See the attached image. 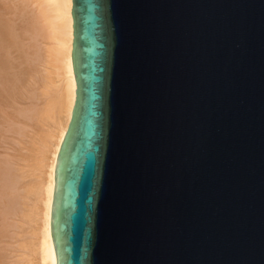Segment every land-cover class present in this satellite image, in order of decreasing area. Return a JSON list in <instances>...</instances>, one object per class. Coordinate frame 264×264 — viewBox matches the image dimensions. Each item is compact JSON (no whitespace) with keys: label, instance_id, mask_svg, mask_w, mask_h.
<instances>
[{"label":"water","instance_id":"1","mask_svg":"<svg viewBox=\"0 0 264 264\" xmlns=\"http://www.w3.org/2000/svg\"><path fill=\"white\" fill-rule=\"evenodd\" d=\"M56 264H264V0H72Z\"/></svg>","mask_w":264,"mask_h":264},{"label":"bare ground","instance_id":"2","mask_svg":"<svg viewBox=\"0 0 264 264\" xmlns=\"http://www.w3.org/2000/svg\"><path fill=\"white\" fill-rule=\"evenodd\" d=\"M17 3H21L16 12L22 15V26L21 20L7 17L14 12L9 4L0 6V123L5 118L18 122L16 131L14 127L11 129L28 141L21 147L26 153L17 151L19 154L15 156L14 151V157L0 158V264L9 257L4 253L12 255L14 264H56L50 225L54 171L76 99L72 0ZM23 32L30 37L29 45L22 42L27 35ZM26 84L30 88L27 96L33 102L31 108L6 114L5 108L24 97ZM22 119L33 124L31 132L21 125Z\"/></svg>","mask_w":264,"mask_h":264},{"label":"rangeland","instance_id":"3","mask_svg":"<svg viewBox=\"0 0 264 264\" xmlns=\"http://www.w3.org/2000/svg\"><path fill=\"white\" fill-rule=\"evenodd\" d=\"M6 1H8V2H6ZM9 2H10V0H0V6H3L4 5V3L6 4L7 3V5L9 4ZM13 2H15L14 0H11V2H10V4H9V8L11 9L10 11H12V10H14V12L12 11V12H9L8 13V15H7V17L9 18V19H11V20H15V21H18V20H21L20 22L21 23H19V22H17V23H19V25L20 26H22V25H24V22H23V19H20V18H22L21 16L22 15H20V13H18V12H16L17 10H16V8L19 6V4H21V3H17V2H20V0H16V5H15V3H13ZM3 5H2V4ZM11 4H13L14 5V7H12L13 5H11ZM4 6H6V5H4ZM16 6V7H15ZM15 8V9H14ZM16 13H18V14H16ZM16 14V15H15ZM22 14V13H21ZM15 15V16H14ZM18 18H17V17ZM22 24V25H21ZM22 34H24V32L22 33ZM25 34H27V33H25ZM24 34V35H25ZM24 35H22V37L24 36ZM27 36H28V34L26 35V36H24L23 37V40L25 41H22L25 45L24 46H26L27 45V43H28V45H29V41H31L30 40V37L29 38H27ZM24 38H26V39H24ZM27 85V84H26ZM28 87H29V84L27 85V86H25V87H23V91H22V94L24 95V97L22 96V99L20 100V102H18V103H13V104H11V106L9 107V109H8V107H7V109L5 108V110L6 111H8V112H6V114H10L11 115V113L12 114H14L17 110H19V108H20V111L22 110L23 112H25V110L27 111L28 110V108L30 109L31 108V105H32V103L33 102H31V99H30V97H29V95L27 96V94H28V92L30 91V88L28 89ZM24 91H26V93L24 92ZM26 97H28V98H26ZM23 98H25V99H23ZM29 100V101H28ZM29 105H28V104ZM13 105H15V106H13ZM19 105L21 106V107H19ZM15 109H14V108ZM22 107H24V110H23V108ZM27 107V108H26ZM13 109V111H11ZM21 120V119H20ZM4 122L6 123V125L7 124H9V123H11V125H8V126H4L5 124H4ZM25 122V121H24ZM23 122V119H22V123H21V125L23 124V126L25 127L26 126V128H24L27 132H31L32 130V128L33 127H30V126H33V124L32 123H30V122H26V123H24ZM1 125H0V138H2L3 137V142H2V140H0L1 141V145L0 146H2L1 148H0V156L2 155V157H0V158H3L4 156H5V158H8V156L9 157H14V153L16 152L17 153V151H19L20 153H26V150L24 149H22L21 147H25V143L28 141V139H26V138H23V139H21L20 137H19V135H18V133L16 132L15 133V131H16V129H17V127L20 125H18V122H13L12 120H7L6 118H5V120H2L1 121V123H0ZM15 125V126H14ZM17 126V127H16ZM22 126V127H23ZM2 127H3V129H2ZM11 127H14V129H15V131L13 132V128L11 129ZM5 128H7L6 130H7V133H9V135L11 134L12 136H10L9 137V135L7 136V134H6V132H5ZM9 128H10V131H11V133L9 132ZM28 128H30V129H28ZM5 133V135H4V133ZM12 133H14V134H12ZM5 136V137H4ZM14 136V138H12ZM16 136H18V137H16ZM5 138V139H4ZM7 139H9V140H7ZM13 139V140H12ZM18 139H20L21 141H18ZM18 141L17 143L15 142V141ZM26 140V141H25ZM8 141V142H7ZM20 142V143H19ZM15 144H17V146L15 147ZM19 144V145H18ZM5 145V146H4ZM14 145V147H12ZM22 145V146H21ZM11 146V147H10ZM19 147V148H18ZM18 148V149H17ZM20 148H21V150H20ZM1 150H2V153H1ZM10 152H9V151ZM12 150V151H11ZM3 151H6V152H3ZM7 151L9 152L8 154H6L7 153ZM15 151V152H14ZM21 151H24V152H21ZM12 152H14V153H12ZM19 152L16 154L15 153V156H17L18 154H19ZM12 153V155H9V154H11ZM2 247V246H1ZM10 246H8V247H6V248H9ZM11 250V247L9 248V249H7V252H9ZM5 255H8L9 257H7V260L5 259V262H4V264H11V262H12V264H14L13 263V257H12V255L10 254V253H4ZM5 257V258H6ZM9 259H11V260H9ZM7 262V263H6Z\"/></svg>","mask_w":264,"mask_h":264}]
</instances>
